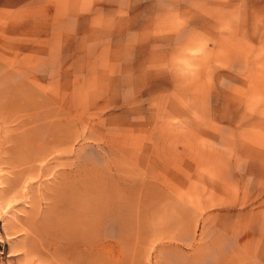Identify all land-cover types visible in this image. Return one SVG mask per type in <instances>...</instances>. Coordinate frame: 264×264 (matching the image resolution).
<instances>
[{"label":"rangeland","instance_id":"374dc122","mask_svg":"<svg viewBox=\"0 0 264 264\" xmlns=\"http://www.w3.org/2000/svg\"><path fill=\"white\" fill-rule=\"evenodd\" d=\"M84 188L76 264H264V0L0 6V264Z\"/></svg>","mask_w":264,"mask_h":264},{"label":"bare ground","instance_id":"6f19581e","mask_svg":"<svg viewBox=\"0 0 264 264\" xmlns=\"http://www.w3.org/2000/svg\"><path fill=\"white\" fill-rule=\"evenodd\" d=\"M86 189L84 188L81 191L82 196L76 190H71L70 194L65 196L66 199H69L65 201L64 206L67 214L47 217L45 222L42 223L45 234L48 236V242L54 249L55 256L63 264H76L75 259L69 258L68 254L76 253L74 254L76 258L78 253L89 254V252H100L106 247V244H98L90 237L93 223L86 216V209H89V201L87 200L88 191ZM80 201L84 202V206L78 204ZM81 211L84 219L76 217V212Z\"/></svg>","mask_w":264,"mask_h":264},{"label":"crops","instance_id":"0c3cea01","mask_svg":"<svg viewBox=\"0 0 264 264\" xmlns=\"http://www.w3.org/2000/svg\"><path fill=\"white\" fill-rule=\"evenodd\" d=\"M40 0H0V6L2 7H17L28 5L31 2H38Z\"/></svg>","mask_w":264,"mask_h":264}]
</instances>
